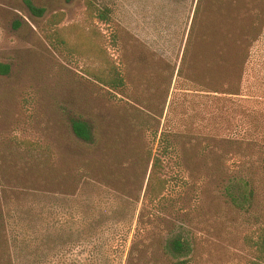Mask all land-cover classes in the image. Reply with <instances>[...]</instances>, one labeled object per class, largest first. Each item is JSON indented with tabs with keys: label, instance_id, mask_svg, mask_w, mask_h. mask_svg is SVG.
I'll return each instance as SVG.
<instances>
[{
	"label": "rangeland",
	"instance_id": "rangeland-1",
	"mask_svg": "<svg viewBox=\"0 0 264 264\" xmlns=\"http://www.w3.org/2000/svg\"><path fill=\"white\" fill-rule=\"evenodd\" d=\"M88 1L0 0V264H128L135 242L134 263L174 264L171 231L188 234V264L248 262L264 223V0H92L106 22ZM112 69L123 87L98 79ZM246 183L250 211L228 194Z\"/></svg>",
	"mask_w": 264,
	"mask_h": 264
},
{
	"label": "trees",
	"instance_id": "trees-1",
	"mask_svg": "<svg viewBox=\"0 0 264 264\" xmlns=\"http://www.w3.org/2000/svg\"><path fill=\"white\" fill-rule=\"evenodd\" d=\"M204 0H199V7L200 4ZM89 10L92 12L98 11V17L102 21H108L110 19V11L109 8H97L94 7L95 4L92 0H89ZM40 12V9H36ZM42 11V10H41ZM196 12V15H197ZM10 65L7 63H3L0 61V75H6L10 73ZM98 79L103 82L104 84L118 89L124 86V78L120 71L116 69H112V71H103ZM72 129L75 135L83 141L86 145H94L96 144V137L92 132V128L90 124L81 119H74L72 120ZM161 166V158L155 157L152 166V172L150 175V195L151 198L157 199L163 195L164 189L166 188L167 180L163 179L159 175V167ZM262 171L264 173V155L262 158ZM246 188L243 191H229V197L232 200V203L241 209H245L246 211H250L253 207L252 203L255 202V190L254 188L250 187L249 184H245ZM234 188V187H233ZM254 201V202H253ZM140 222V221H139ZM138 230L136 234H139L143 231L142 225L139 223L137 227ZM137 235V236H139ZM249 238V237H248ZM250 246L254 250V255L251 260L246 263L242 264H264V223L258 227L256 231V236L254 238H249ZM162 243V249L164 254H166L170 259H176L174 264H188L189 259L188 256L192 253V243L189 239L188 234L171 231L169 235L165 238L164 242ZM138 242H135L131 249V253L129 256L128 264H137L138 262L134 263L133 260L138 258L137 254L134 255ZM141 258V257H139ZM184 258V259H183ZM131 259V260H130ZM133 262V263H132Z\"/></svg>",
	"mask_w": 264,
	"mask_h": 264
}]
</instances>
